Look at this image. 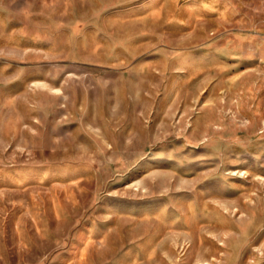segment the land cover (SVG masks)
<instances>
[{
	"label": "rangeland",
	"instance_id": "374dc122",
	"mask_svg": "<svg viewBox=\"0 0 264 264\" xmlns=\"http://www.w3.org/2000/svg\"><path fill=\"white\" fill-rule=\"evenodd\" d=\"M0 264H264V0H0Z\"/></svg>",
	"mask_w": 264,
	"mask_h": 264
}]
</instances>
